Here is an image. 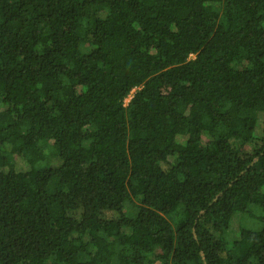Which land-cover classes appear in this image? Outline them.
<instances>
[{"label": "trees", "instance_id": "1", "mask_svg": "<svg viewBox=\"0 0 264 264\" xmlns=\"http://www.w3.org/2000/svg\"><path fill=\"white\" fill-rule=\"evenodd\" d=\"M0 264H264V0H0Z\"/></svg>", "mask_w": 264, "mask_h": 264}, {"label": "rangeland", "instance_id": "2", "mask_svg": "<svg viewBox=\"0 0 264 264\" xmlns=\"http://www.w3.org/2000/svg\"><path fill=\"white\" fill-rule=\"evenodd\" d=\"M17 164L18 165H23L22 161L20 160V158H16ZM51 163L56 164L57 163V159L55 157L51 158ZM242 222V225L252 228V229H259L261 227L260 222L257 220V218L255 216H247L245 215L243 218L242 216H240L239 214L235 215L234 218L232 219V223H231V228L229 230V234L230 236H234V232L237 231L238 228V224Z\"/></svg>", "mask_w": 264, "mask_h": 264}]
</instances>
